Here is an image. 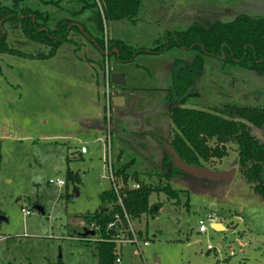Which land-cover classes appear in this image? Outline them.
Here are the masks:
<instances>
[{
  "label": "rangeland",
  "instance_id": "1",
  "mask_svg": "<svg viewBox=\"0 0 264 264\" xmlns=\"http://www.w3.org/2000/svg\"><path fill=\"white\" fill-rule=\"evenodd\" d=\"M175 2L184 4L141 0L134 22L104 20L96 9L71 16L79 5L68 0L61 3L62 10L42 6L53 18L50 28L59 19L76 17L87 34L71 33L75 43L61 45L47 59L0 54V264H52L58 259L65 264H97V235L89 234L84 216L95 213L101 206L100 194L112 188L108 151L112 166L133 160L129 170L136 171L143 183L155 185V173L164 170L160 141L166 142L173 128L170 107L264 108V76L258 73L202 56L203 70L181 105L173 94L170 74L189 66L195 51L140 53L132 63L122 64L110 53L105 56L90 39L118 38L139 51L152 49L156 40L165 37L168 26L174 24L181 31L203 19L200 15L168 18L166 11ZM186 2L198 13V1ZM230 3L217 6L225 9ZM236 16L217 12L207 20L228 22ZM0 33L6 34L10 48L28 56L47 54L50 49L26 40L8 24L0 26ZM105 64L110 95L126 97L120 109L106 107ZM113 74L122 75L127 87L113 84ZM98 112L100 127L116 128L93 129L88 118ZM249 127L250 134L264 144V128ZM228 147L227 156L206 167L239 168L236 146ZM80 148L87 153L79 155ZM67 171L76 175V184L66 181ZM49 180H62L64 185L57 187ZM162 182L180 193L174 200L152 193L149 206L161 205L157 214L128 220L127 230L135 233L140 249L127 243L118 246L121 264H264V197L253 191L240 171L231 182L188 175ZM199 220L205 222V233H198ZM211 221L225 229L213 230Z\"/></svg>",
  "mask_w": 264,
  "mask_h": 264
},
{
  "label": "trees",
  "instance_id": "2",
  "mask_svg": "<svg viewBox=\"0 0 264 264\" xmlns=\"http://www.w3.org/2000/svg\"><path fill=\"white\" fill-rule=\"evenodd\" d=\"M4 1V2H2ZM0 0V26L10 25L20 30L24 38L30 42L49 47L47 54L28 56L19 50L10 48L6 43V34L0 33V54H8L18 58L47 59L55 55L59 47L65 43L74 44L70 34H87L85 26L74 19H59L55 27L50 28L53 20L51 14L43 10L49 6L62 10L60 6L67 0ZM79 5L77 16L86 10L96 9L98 17L104 20H128L134 22L140 10L141 0H68ZM43 6V8H42ZM74 32V33H73ZM157 46L149 50H137L118 39L108 41L109 52L122 64L132 63L140 53L151 55L164 54L172 49L191 50L197 54L191 64L179 67L170 74L173 94L181 105L188 99V90L196 76L203 70V57L223 60L225 63L258 73L264 76V16L237 15L228 22L200 21L193 22L186 29L166 33ZM91 39V38H90ZM100 51L104 50L102 39H91ZM116 51V53L113 51ZM169 118L173 125L166 143L174 149L179 158L196 166L206 167L213 160L221 161L228 154V145H235L237 152L236 165L244 180L252 185L253 191L264 197V144L250 134V127L264 128V108L223 106L212 110L172 106ZM161 143V142H160ZM162 146V145H161ZM163 148V146H162ZM162 158L163 172H156L157 181L150 185L140 181L136 171L129 167L133 160L112 166L115 183L121 203L118 202L114 190L103 191L100 196L101 206L91 215H86L88 225L97 229L96 242L97 264H114L119 255L118 246L113 240L126 233L129 219H139L142 215L153 214V206H149L152 193L164 194L168 199H176L180 191L172 189L168 181L184 175L170 163L171 156L164 150ZM0 154V165H1ZM66 181L78 182L76 175L66 172ZM73 183V184H74ZM130 183L138 184V188H130ZM161 205L157 208L160 209ZM115 224L111 231L107 226ZM31 264V263H27ZM52 264H65L58 259Z\"/></svg>",
  "mask_w": 264,
  "mask_h": 264
},
{
  "label": "crops",
  "instance_id": "3",
  "mask_svg": "<svg viewBox=\"0 0 264 264\" xmlns=\"http://www.w3.org/2000/svg\"><path fill=\"white\" fill-rule=\"evenodd\" d=\"M182 3H184L181 7H180V2H175L171 8L167 9V17L168 18H173L175 16L177 17H182L183 19L189 18L191 17V15H195L198 17V15H200L201 21H209L207 20L210 19V16H214L217 14V12L220 13H225L226 15H249V16H264V0H226V1H220V3H214L211 0H196L198 1V3H200V8L198 9V13H194L191 10L190 4L188 2L185 3V1H190V0H181ZM207 2V3H204ZM224 2H231L227 8H221V6H217L218 4H223ZM174 24H172L171 26L167 27V32H173L176 31L174 26ZM91 38V37H90ZM92 39V38H91ZM118 39V38H116ZM121 40V39H118ZM123 41V40H121ZM124 42V41H123ZM98 48V47H97ZM116 52L115 50L113 51V53ZM125 87H127L125 85ZM117 97V96H116ZM122 99V105L120 106H115L114 107L120 109L122 108L125 104H126V97L123 95L118 96ZM121 103V101H118V103ZM92 119H89V121H91L92 124H94L93 129H99L101 131V129H108V132L110 130H113L116 128V126L112 125V124H106L105 126H101L98 124L101 120V112L97 113L96 116H92ZM106 120H107V116H106ZM108 121V120H107ZM87 153V152H86ZM84 153V154H86ZM81 155V154H79ZM228 170V169H227ZM226 169H222L221 171H227ZM236 174V173H235ZM235 176V175H234ZM214 223V222H212ZM223 226V225H221ZM224 228V226H223ZM225 229V228H224ZM91 240V239H89ZM94 241V240H93Z\"/></svg>",
  "mask_w": 264,
  "mask_h": 264
},
{
  "label": "water",
  "instance_id": "4",
  "mask_svg": "<svg viewBox=\"0 0 264 264\" xmlns=\"http://www.w3.org/2000/svg\"><path fill=\"white\" fill-rule=\"evenodd\" d=\"M112 83L115 85H121L122 87H125V81L122 75L119 74H113L112 75ZM118 101H121V103ZM112 105L120 106L122 105V99L120 97H112L111 99ZM163 148L171 156L170 163L173 167L184 173V176H190L197 179H206L212 182H231L234 178V175L237 171H240V168H232L227 171H213L210 170L207 167L202 166H196L194 164H187L183 162L178 154L170 147L167 143L162 142ZM36 209H40L39 207H36ZM158 212L157 206H153V215H156ZM211 228L213 230H224V228L218 224V223H211ZM91 236L94 235V233L91 231L89 233Z\"/></svg>",
  "mask_w": 264,
  "mask_h": 264
},
{
  "label": "built area",
  "instance_id": "5",
  "mask_svg": "<svg viewBox=\"0 0 264 264\" xmlns=\"http://www.w3.org/2000/svg\"><path fill=\"white\" fill-rule=\"evenodd\" d=\"M108 41H109V39H106L105 42H104L103 53H104L105 56L106 55L108 56V54H109ZM103 80L106 83L105 103H106V107H108L110 104L112 105V102H111L112 96L110 95L109 89H108V80L110 81V73H109V69H108L106 64H105V71H104V75H103ZM84 153H85V149L84 148H80L79 149V154L82 155ZM106 157H107V162H108V179L111 182L112 189L114 190V192H115V194L117 196L118 202L121 203V196H120L119 191H118V188L120 186L115 183V179H114L113 172H112V163H111V159H110V156H109V151H108V155H106ZM48 183L51 184V185H55L57 187H62L64 185V182L62 180H55V181L54 180H49ZM129 187L136 189V188H138V184L130 183ZM21 212H23V214H25V215L29 214V212L24 210V209H22ZM212 222L213 221H211V223ZM89 226H90V229H91L92 232L97 229L93 224H91ZM114 227H115V224L111 223V224H109L107 226V229H109L111 231L112 229H114ZM197 227H198V233H205L206 232V225H205V222L203 220H199L197 222ZM130 234H131L130 238H123V239H121L122 238V234H121V235L117 236L113 240V242L117 246L122 245V243H127V244H131V245L134 244V245L138 246V249H140L139 248V240L136 237L135 233L134 232H130ZM143 245H146V243L144 242ZM207 249L209 250L210 247L207 246ZM134 254H136V255L139 254L140 256H142L140 251H134ZM121 261H122V258H121V255L119 254L115 258L114 264H121Z\"/></svg>",
  "mask_w": 264,
  "mask_h": 264
},
{
  "label": "flooded vegetation",
  "instance_id": "6",
  "mask_svg": "<svg viewBox=\"0 0 264 264\" xmlns=\"http://www.w3.org/2000/svg\"><path fill=\"white\" fill-rule=\"evenodd\" d=\"M110 40V39H109ZM110 53V52H109ZM116 53V52H115ZM111 54V53H110ZM112 55V54H111ZM161 142V145H162V142H164V141H160ZM166 143V142H165ZM163 146V145H162Z\"/></svg>",
  "mask_w": 264,
  "mask_h": 264
}]
</instances>
